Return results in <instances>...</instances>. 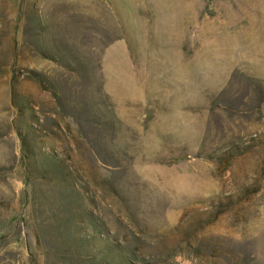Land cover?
Returning a JSON list of instances; mask_svg holds the SVG:
<instances>
[{
    "label": "rangeland",
    "instance_id": "rangeland-1",
    "mask_svg": "<svg viewBox=\"0 0 264 264\" xmlns=\"http://www.w3.org/2000/svg\"><path fill=\"white\" fill-rule=\"evenodd\" d=\"M0 264H264V0H0Z\"/></svg>",
    "mask_w": 264,
    "mask_h": 264
},
{
    "label": "bare ground",
    "instance_id": "bare-ground-1",
    "mask_svg": "<svg viewBox=\"0 0 264 264\" xmlns=\"http://www.w3.org/2000/svg\"><path fill=\"white\" fill-rule=\"evenodd\" d=\"M188 182V181H187ZM189 184V183H188Z\"/></svg>",
    "mask_w": 264,
    "mask_h": 264
}]
</instances>
